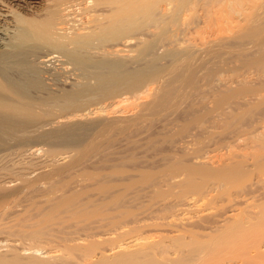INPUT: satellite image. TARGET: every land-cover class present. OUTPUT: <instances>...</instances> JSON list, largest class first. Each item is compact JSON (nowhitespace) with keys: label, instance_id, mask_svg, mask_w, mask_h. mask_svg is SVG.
<instances>
[{"label":"rangeland","instance_id":"rangeland-1","mask_svg":"<svg viewBox=\"0 0 264 264\" xmlns=\"http://www.w3.org/2000/svg\"><path fill=\"white\" fill-rule=\"evenodd\" d=\"M187 1L174 21L160 13L168 26L131 29L124 46L95 49L96 60H121L124 71L158 65L145 84L85 98L79 118L60 128L31 127L30 171L0 187V264H43L55 249L61 259L47 264H82L118 241L131 243L127 257L108 264H264V0ZM45 2L0 0V25ZM191 196L206 198L192 208ZM79 237L85 245L73 241Z\"/></svg>","mask_w":264,"mask_h":264},{"label":"bare ground","instance_id":"bare-ground-1","mask_svg":"<svg viewBox=\"0 0 264 264\" xmlns=\"http://www.w3.org/2000/svg\"><path fill=\"white\" fill-rule=\"evenodd\" d=\"M186 3H188L187 0H46L45 4H43L42 7L39 8V10H36V11L33 10L31 12L28 11L30 13L25 12L26 14H21V13L17 14L16 12L13 13V16H12L13 17L12 22H14L13 25H9V23H7V25H0V187H2V186L6 187V185L11 183V181L13 180L12 176L14 175V173L16 174L17 171H19V170L22 172H27L28 170L30 171V169H29V167H30L29 166V159L30 158L29 157L32 155V153H35L34 152L35 149H33L30 140L32 138L35 139V137L37 136V135L36 136L30 135L31 127L34 128V126L36 127L37 125H40V127L44 126V125L45 126L46 125H49V126L50 125H55V126L57 125L60 128V126L61 125L63 126V124H65V123L67 124L73 120L75 121V119L79 118V116L82 114V113H80V111H81L82 107L84 106V104L82 106V101L85 98L87 99L90 96H95V94H100V96H101V94L102 95L105 94L106 96H107V94L121 95L122 93H125L128 91H133L134 89H138L140 87V85L142 86V83L144 82V80H146V78L149 77V74L151 75L150 72L155 71V69L158 67V65H156V68L152 69L153 66H151L152 68L150 69V72H148L149 69H147L148 68L147 66H144V67H147V68H145V69H147L146 72L141 70L140 68L132 70V71H127V70L124 71L125 69L121 70L120 69L122 67V65L120 64L121 60H119V62H118V60L115 61L114 59H112V60L110 59L109 61L104 60V58L102 61L95 59V49L98 46H100L102 44L109 43V42L110 43L116 42V44H117L118 41L123 42V43L118 42L120 45L126 44L127 40L130 39L129 35L133 33L134 29L136 30L134 32H138V30H139V32H138V34H139L140 30L142 28L146 29V27H148V30H149V28L150 29L151 28H153V29L160 28V25L168 26L169 25L168 23L171 22V19H172V21H174L173 19L176 18V17L174 18V16L177 15L176 12H177V10H179L178 8L179 7L182 8L183 4H186ZM185 6H187V5H185ZM229 10H231V9H229ZM163 11H165L164 13H165L166 17L168 15V14H166V11H167V13H169L168 16H170L172 18L171 19L168 18V20L166 21L167 18H165V15L162 16L160 14V13H163ZM78 16H80V17L78 18ZM161 27H163V26H161ZM131 29H133V30H131ZM130 30L132 33L129 32ZM127 32L130 34L127 35L128 34ZM133 34H135V33H133ZM131 39H133V38H131ZM137 39L141 40L142 38H137ZM145 42L147 43L148 40ZM152 42L154 43V39ZM150 43L151 42H149V44ZM151 44L148 46H151ZM112 46L113 45L110 44V47H112ZM115 46H118V44ZM151 47L148 48L146 46V49L147 48L150 49ZM112 50L117 51L118 49L114 48ZM142 51H144V50H141V53H142ZM141 53H140V55H142ZM187 54H186V56H187ZM177 58L178 57H176V59ZM106 59H108V58H106ZM122 64H124L123 67H125V68L127 67V66H125L126 63H122ZM83 68L84 69L89 68L88 70H91V71L84 70ZM91 68H93V69H91ZM94 68H97L99 70L93 71ZM103 69H106V72L103 71ZM119 69L121 71H119ZM81 70L84 72L87 71V72H89V74L92 71L93 72L90 75L85 74L86 76L89 75L87 77H85L83 74L84 80H82L80 78L82 76L79 75V71H81ZM157 70H158V68H157ZM80 73L82 75L83 72H80ZM88 77L90 79L94 80V84H91L90 79ZM86 78H87V80H86ZM143 84H145V83H143ZM147 89H149V88H147ZM135 91H137V90H135ZM142 97H144V96L142 95ZM86 99H85V101H86ZM123 99L124 98H122L120 100H123ZM120 100H118V101H120ZM124 101H126V99H124L123 102ZM118 103H120V102H118ZM155 104H157V101L153 105L155 106ZM111 112H113V111H111ZM69 126H70V124H69ZM56 129H57V131L59 130L58 128H56ZM56 129L54 128V130H56ZM66 129H68V128H66ZM66 129L63 128L62 130L66 131ZM72 129H74V128H72ZM69 130H70V127H69ZM62 133H63V135L65 134L64 132H62ZM62 133H59V136ZM71 133H72V131H71ZM51 134H54V133H51ZM55 134L56 135H53V138H54V136L56 137L58 133L56 132ZM74 134H73V136H74ZM42 135H43V133H42ZM49 135H50V133H49V131H47V132H45V134L43 136L48 137ZM68 135H66V136H68ZM30 137H32V138H30ZM50 137H49V139H52V137L51 138ZM42 138H44V137H42ZM45 140H47V139H45ZM32 141H33V139H32ZM42 141H43V139H42ZM221 156H223V155H221ZM208 157H210V156H208ZM205 194L206 193H204L202 195H205ZM191 197L194 199L191 198L189 200V201L192 200L190 202V205L191 204L193 205V202L196 200H200V199L204 200V198H206L203 196L200 199L195 198L193 196H191ZM207 199L209 200V198H207ZM207 199H205V200H207ZM187 201H188V199H187ZM199 202H201V200ZM194 203H196V205H197V201ZM203 203H205V202H203ZM204 205H206V203ZM197 206L200 207L201 205L198 204ZM73 207L74 206H72V208ZM182 207H183V205H182ZM206 207H208V205H206L205 208ZM192 208H193V206H192ZM201 208H199V210H197V211H200ZM203 209H204V207H203ZM201 212H203V211H201ZM190 215H192V214H190ZM230 216L232 217V215H230ZM185 218H186V216H185ZM166 219H164V220H166ZM171 221H173V220H171ZM181 221H182V218H181ZM177 225H179V224H177ZM170 226H171V224H170ZM243 228H241V231ZM175 230H174V232H175ZM119 231H120V229H119ZM119 231H118V233H119ZM121 232L123 233L124 231L121 230ZM118 233L116 232L115 234H118ZM219 234H221V233H219ZM119 235H120V233H119ZM175 235L178 236L177 232ZM155 236H156V233H155ZM171 236H173V235H171ZM112 237H113V234H112ZM136 237H137V235H136ZM142 237H143V235H142ZM103 238L105 239L106 237H103ZM116 238H117V236H116ZM131 238H132V236H131ZM131 238H129L131 241H133L135 239L134 236L132 238L133 240ZM164 238H165V236H164ZM83 239L84 238L79 237V238H75V240H73V241H75L76 244H78V243H83L82 241L80 242V240H83ZM85 239H86V237H85ZM143 239H144V237H143ZM174 239H178V238L176 237ZM180 239H182V237H180ZM141 240H142V238L140 237V241H139L140 243H142ZM159 240H157L156 243H158ZM121 241H122V237H121ZM171 241H170V243L168 241L170 246H172ZM174 241H176V240H174ZM127 242H120L119 243V241H118V244L114 243V246L108 248L107 250H100L99 251V249H98L97 253H95L94 251L98 247L91 248V249L89 247L88 248L89 250L95 249L93 251L95 254H91L92 252H90L89 250L87 252V250H86L87 253L90 252V255L89 254H88L89 256L86 255V257L83 256L84 258L82 257V260H83L82 264H105V263L108 264V261H111V260H109V259H111V257L112 258L115 257L116 259H118L119 263H122V262H120V260L121 261L125 260V257H127L126 253L128 250H127V248H126L127 251L124 250L125 247H127V245H126ZM162 242H163V240H162ZM196 242H197V240H196ZM74 243H73V245H74ZM135 243H132V245H137V247H139L137 242H135ZM176 243H177V241H176ZM180 243H181V241H180ZM129 244H131V243H129ZM181 244H183V243H181ZM185 244L188 247L187 243H185ZM185 244H184V246H185ZM188 244L191 245L193 243L190 240ZM92 245H94V244H92ZM153 245H154V243H153ZM162 245H165V244H162ZM75 246L77 247L78 245H75ZM79 246L81 247L82 244L81 245L79 244ZM193 246H195V244ZM80 247H78V248H80ZM86 247H88V246H86ZM91 247H93V246H91ZM142 247L144 248V245ZM181 247H183V245ZM187 247H186V249H187ZM83 248H85V247L83 246ZM143 248H142V250H143ZM152 248L153 247H151V249ZM213 248H215V247L213 246ZM136 249H138V248H136ZM140 249L141 248H139L138 250H140ZM35 250L37 251V249H35ZM74 250H76V248ZM131 250H132V248H131ZM154 250H155V248H154ZM158 250H160V249H158ZM174 250H176V249H174ZM199 250H200V248H199ZM60 251H63V250L59 249V252ZM80 251H81V249H80ZM147 251H148V249H147ZM156 251H153V254ZM59 252L57 251V249L48 250L45 253V255L42 256V258L45 257V262L43 264L46 263V260H47L46 258L52 259V257H55L54 259H56L57 258L56 256H58L61 253V252L60 253ZM83 252H85V251H83ZM134 252L135 251L133 250L132 253H134ZM161 252H162V250H161ZM179 252H181V251H179ZM71 253H72V251H71ZM124 253H125V255H124ZM207 253L209 254V251H207ZM143 254H144V252H143ZM182 254H184V253H182ZM198 254L200 255V252ZM61 255H63V254L61 253ZM61 255H59L60 256V257H58L59 259H61ZM162 255H163V253H162ZM204 255L207 256V254H204ZM204 255H200V256H202V258H203ZM138 256L140 258L141 254L139 253ZM149 256H151V255H149ZM134 257H135V255H134ZM205 257L203 258V260H205ZM137 258H136V260H137ZM194 258H195V256H194ZM62 259H64V258H62ZM126 259L129 260L128 258H126ZM150 259H152V258H150ZM76 260H78V258ZM190 260H192V259H190ZM199 260H200V258H199ZM47 261H49V260H47ZM79 261L80 260H78L77 262H79ZM166 261H169V260L166 259ZM206 261H207V259H206ZM35 262H36V264L38 263V261H35ZM125 262L128 264L129 261L128 262L124 261V263ZM134 262H135V259H134ZM137 262H138V260H137ZM3 263H4V261H3ZM8 263H6V264H8ZM13 263H14V261H13ZM75 263H76V261H75ZM139 263H141V262H139ZM196 263H198V262H196ZM10 264H12V263H10ZM79 264H81V263L79 262Z\"/></svg>","mask_w":264,"mask_h":264}]
</instances>
